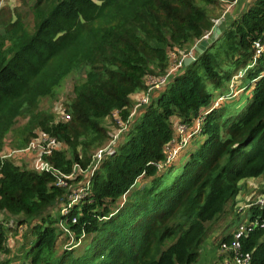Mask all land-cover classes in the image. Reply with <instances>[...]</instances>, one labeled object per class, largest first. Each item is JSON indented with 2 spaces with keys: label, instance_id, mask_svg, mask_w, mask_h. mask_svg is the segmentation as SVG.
Returning a JSON list of instances; mask_svg holds the SVG:
<instances>
[{
  "label": "trees",
  "instance_id": "16d2710c",
  "mask_svg": "<svg viewBox=\"0 0 264 264\" xmlns=\"http://www.w3.org/2000/svg\"><path fill=\"white\" fill-rule=\"evenodd\" d=\"M219 1L121 0L126 8L121 21L96 33L88 52L76 58L87 70L66 100L68 118L38 114L32 119L34 127L65 147L43 158L55 170L27 169L0 156L5 220L0 253L9 251V235L24 227L14 264H193L207 239V223L225 216L228 208L229 222L241 220L231 210L240 183L264 176V0H252L208 43L204 35L214 32L216 18L205 6ZM93 6V0H35L33 32L17 10L7 22L9 10L1 12L0 125L10 127L6 101L18 100L23 76L35 71L31 55L44 43L43 35L50 27L68 32V23L81 17L97 18ZM188 43H201L205 50L194 51V60L131 123L132 95L146 89L149 74L163 77L169 47ZM237 77L240 89L251 91L235 114L228 102L216 106L215 100L228 94ZM114 114L126 123L122 136L127 140L94 165L90 150L109 138L102 123ZM171 117L187 129L199 118L203 141L170 179L176 159H167L165 152L175 139ZM32 129L31 123L23 128V139ZM252 194L251 200L264 196V186ZM246 216L250 222L264 220V205L247 207ZM221 239L231 244L234 236ZM239 241L240 250L251 255L250 264H264L261 228Z\"/></svg>",
  "mask_w": 264,
  "mask_h": 264
},
{
  "label": "rangeland",
  "instance_id": "374dc122",
  "mask_svg": "<svg viewBox=\"0 0 264 264\" xmlns=\"http://www.w3.org/2000/svg\"><path fill=\"white\" fill-rule=\"evenodd\" d=\"M93 1L94 6L92 7V11L96 15L100 13L97 18L83 21L84 19L81 17V19L70 21L68 23L70 26L68 32L64 30L65 27L63 29L60 27H50L48 32L43 35L44 43L38 47L35 54L31 55V62L34 64L35 71L31 73L28 78L23 76L22 82L24 85L19 84V87L17 88L18 100L6 101L7 110L4 112V116H10L11 114L12 116L10 118L9 129L4 127V125H0V156L2 158H7L19 166L32 169L35 151L31 150L29 152H22L21 149L26 148L39 132H44L42 128H36L33 126V117L36 115L38 116V114H46L48 120L52 118L55 121H63L68 118V113L65 108L66 100L73 95V87L76 84L84 82L87 70V65L77 64L76 58L88 52L89 48L95 41L94 39L96 37L94 35L96 33L100 34L108 27L119 23L126 13V8L121 0ZM104 1L106 2L104 3ZM246 1L248 0H233L231 2L228 0H220L216 5H206L205 8L208 9V13L216 18L213 28L216 27L220 29L221 27L230 24L238 15L239 10L245 6ZM34 3V0H31L28 4L23 3L21 6H18L16 9L17 11L14 12L20 18V21L23 24H26L28 27L27 31L29 32H33L35 29V26L33 25L35 14L33 13L32 8ZM3 11L4 13L10 12ZM9 19L10 15L8 14V16L4 18V22H7ZM214 34L216 37L218 33H212L211 31L207 32V34L204 35V40L214 37ZM0 37L2 39L5 38L3 25L0 26ZM1 44L2 41L0 40V45ZM197 44L199 43H196L194 46L188 43L169 47L166 52L168 61L167 69L164 71L163 77L155 76V73L146 76V89L133 94L131 97L133 108L129 119L138 114L139 110L153 103L157 98L156 95L160 91L162 92L169 87L173 80L172 76L181 73V70L184 69V64H188L194 60L193 53L198 46ZM3 45L9 46V40L3 42ZM190 58L193 59L191 60ZM188 59L191 61H188ZM180 61H183L181 66H179ZM185 61H188V63H185ZM241 85V78H234L231 81L228 94L224 98L215 100V105H224V101H226L230 104V112L237 111L243 106L242 103L244 102V99L249 97L251 91L250 88L242 91L240 89ZM103 120L102 124L104 128L107 129L109 138L104 139L102 144L91 148L90 153L92 152V159L98 157V154L103 152V150H115V148L123 145L127 140L126 136L124 139L122 138V130L126 128V123H123L117 117V114H114L110 119L105 118ZM133 120L134 119H131V123ZM200 122V119L197 123L193 122L189 129H187V127L181 122L175 123V126H173V123L171 122L173 137L175 139L170 141L165 152L168 158L173 156L176 159L175 162H173L174 169L169 176L170 179L171 176L177 172L178 167L188 160L189 153L195 150L203 141V138L198 135L192 136L193 130H196L197 132L200 131V126L195 128ZM30 123L31 129H33L32 131L30 130L31 133L27 134V137L23 139V128ZM130 125L128 126L130 127ZM18 141L24 142V147L21 146L22 148H19ZM56 149L64 150L65 147L59 141ZM167 167L168 166L165 168ZM70 178L71 176L68 179ZM75 185L77 186L78 182H76ZM262 186H264V176H261L259 179L251 178L250 180L241 183L243 189H246L247 187L252 188L254 195L262 189ZM64 206L65 205L63 204L62 207ZM229 209L230 208H228L225 216L222 215L220 218L214 219L206 225L208 230L207 235L217 230V233L213 235V241L215 242L216 247L218 246L217 238L220 239L219 232L224 228H232L233 225L239 222L237 217H234V219L229 222ZM53 211H56V209L54 208ZM243 211H247V208L243 209L242 212ZM62 212L66 213V211ZM242 217L243 215H240L239 218ZM1 218L2 217L0 216V222H4L5 220H1ZM13 218L17 219L18 217ZM60 228L63 229L61 223ZM63 231L65 232V230ZM17 232L18 233L15 235H12L13 233L9 235L10 238L7 241L9 251L0 253V264H9V262H11V264L15 263L14 251L21 243V236L24 233V227H19ZM58 241L59 243L56 248L59 249L64 238H58ZM65 242L64 246L69 247L70 242ZM203 248L204 246L201 250ZM7 260H9V262H7ZM202 261L204 260H200L199 257V260L193 264H199Z\"/></svg>",
  "mask_w": 264,
  "mask_h": 264
},
{
  "label": "built area",
  "instance_id": "2783aa9c",
  "mask_svg": "<svg viewBox=\"0 0 264 264\" xmlns=\"http://www.w3.org/2000/svg\"><path fill=\"white\" fill-rule=\"evenodd\" d=\"M258 46V44L256 45ZM183 61H180L179 66ZM59 141L54 137L50 136L49 134L45 132H39L35 138L31 140V143L24 149H21L22 152H29L31 150L35 151V158L34 163L32 164V168H34L37 171H54L52 165H50L47 161H45L43 158L44 156H48L51 154V152L56 149L58 146ZM113 152V149H107L103 150V152H100L98 154V157L95 158V164L96 165L100 159L105 156H110ZM173 157V156H172ZM169 158V160L172 159ZM61 178H69L70 175H61L59 174ZM60 183H63L61 180H58ZM64 184V183H63ZM253 193V192H252ZM254 194V193H253ZM252 194V195H253ZM248 206L258 205L262 206L264 205V196L258 195L255 197V199L251 200V203H246ZM254 227H259L264 231V220L255 219L248 225H241L238 227V229L234 232L233 236L234 239L231 244H227L226 242H223L221 245V248L219 250L221 253V260L219 264H250L251 255L248 253H243L240 250V241L239 239L242 238L245 234H248ZM222 258H225V260H222Z\"/></svg>",
  "mask_w": 264,
  "mask_h": 264
},
{
  "label": "crops",
  "instance_id": "0c3cea01",
  "mask_svg": "<svg viewBox=\"0 0 264 264\" xmlns=\"http://www.w3.org/2000/svg\"><path fill=\"white\" fill-rule=\"evenodd\" d=\"M31 0H0V14H1V12L3 11V10H5V11H10V13H9V15H10V19L11 20H14V17H12V16H14V13H13V11L14 10H16L17 9V7L18 6H21L23 3H25V4H28L29 2H30ZM252 0H248V1H246V4H245V6L242 8V9H240L239 10V12L240 11H242L243 9H245L246 8V6L251 2ZM34 2H35V0H34ZM227 25H229V24H227ZM227 25H225V26H223V27H226ZM0 26H2V23H1V17H0ZM222 28V27H221ZM212 31H214V28L212 29ZM219 31H220V29H219ZM219 33V32H218ZM218 35V34H217ZM216 35V36H217ZM201 44V43H200ZM196 51V50H195ZM217 99H221V97L220 98H217ZM244 103V102H243ZM242 103V104H243ZM242 109V106L237 110V111H235V114H237L238 112H240V110ZM232 113H234V112H232ZM135 114H136V111H135ZM137 115V114H136ZM67 119V118H66ZM198 120H199V118L198 119H196L195 121H194V123H197L198 122ZM201 121V120H200ZM171 122L173 123L172 125L173 126H175L174 124L175 123H178V122H180L179 120H178V118H174V117H171ZM201 125V122H200V124L199 125H196V127L195 128H197V127H199ZM200 132V131H199ZM199 132H197L196 130H193V134H192V136H194V135H199ZM174 136V135H173ZM122 138L124 139L125 138V136H122ZM113 152H114V150H113ZM112 152V153H113ZM111 156V155H110ZM107 157H109V156H107ZM167 159H169L168 157H166ZM172 159H173V157H172ZM251 178H254V179H259V178H261V176L260 177H251ZM250 178V179H251ZM250 179H247V180H250ZM247 180H243L241 183H243V182H245V181H247ZM240 183V184H241ZM243 187H241V189H240V191H239V193L236 195V198H235V200H234V205L232 206V211L234 212V215H235V213H237L238 214V216H240V215H243V217L241 218V220H239V221H241V222H237L235 225H233L232 226V228H224L221 232H219V238L220 239H218L217 238V240H218V246L216 247V245H215V242L213 241V239H214V237H213V235H215L216 233H217V230H215L213 233H210V234H208L206 237L208 238L207 240H205L201 245H200V247H199V255H198V257H200V260L201 259H203L204 261H202V262H200L199 264H219L220 263V260H221V253H220V251L221 250H219L220 248H221V245L223 244V242H225V241H222V239L221 238H223V236H225V235H229V234H234V232L238 229V227L239 226H241V225H248L249 223H251L250 221H249V217H247V216H245L246 215V213H247V211H243L242 212V210L243 209H245V208H247V207H250V206H248L247 204H246V202H248V201H250L251 200V193L253 192L252 190V188H250V187H247L246 189H243ZM252 205H254V204H252ZM242 212V213H241ZM241 213V214H240ZM208 224V223H207ZM206 224V225H207ZM228 227V226H227ZM218 235V234H217ZM204 246V248L201 250V248ZM222 260H225V258H222Z\"/></svg>",
  "mask_w": 264,
  "mask_h": 264
},
{
  "label": "water",
  "instance_id": "95a60500",
  "mask_svg": "<svg viewBox=\"0 0 264 264\" xmlns=\"http://www.w3.org/2000/svg\"><path fill=\"white\" fill-rule=\"evenodd\" d=\"M214 32H216V33H218L219 32V28H214ZM214 37H211V38H207V40H206V42H208V43H210V42H212L213 40H215V34L213 35ZM198 46L195 48V50L196 51H198V52H202V51H204L205 50V46L203 45V44H197ZM191 60L193 59V58H190ZM190 59H188V61H191ZM188 61H185V63H188Z\"/></svg>",
  "mask_w": 264,
  "mask_h": 264
}]
</instances>
